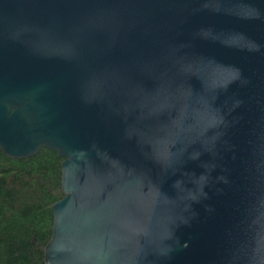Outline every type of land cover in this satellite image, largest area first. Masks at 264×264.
Here are the masks:
<instances>
[{
    "label": "water",
    "instance_id": "95a60500",
    "mask_svg": "<svg viewBox=\"0 0 264 264\" xmlns=\"http://www.w3.org/2000/svg\"><path fill=\"white\" fill-rule=\"evenodd\" d=\"M0 147L64 158L45 264H264V0H0Z\"/></svg>",
    "mask_w": 264,
    "mask_h": 264
},
{
    "label": "trees",
    "instance_id": "16d2710c",
    "mask_svg": "<svg viewBox=\"0 0 264 264\" xmlns=\"http://www.w3.org/2000/svg\"><path fill=\"white\" fill-rule=\"evenodd\" d=\"M56 150L15 159L0 147V264H45L53 206L64 197Z\"/></svg>",
    "mask_w": 264,
    "mask_h": 264
}]
</instances>
